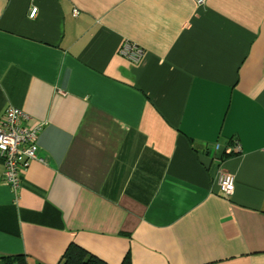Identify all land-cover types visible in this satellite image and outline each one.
Masks as SVG:
<instances>
[{"label": "crops", "instance_id": "0c3cea01", "mask_svg": "<svg viewBox=\"0 0 264 264\" xmlns=\"http://www.w3.org/2000/svg\"><path fill=\"white\" fill-rule=\"evenodd\" d=\"M8 107L44 161L0 159V257L264 264V0H0Z\"/></svg>", "mask_w": 264, "mask_h": 264}, {"label": "built area", "instance_id": "2783aa9c", "mask_svg": "<svg viewBox=\"0 0 264 264\" xmlns=\"http://www.w3.org/2000/svg\"><path fill=\"white\" fill-rule=\"evenodd\" d=\"M198 9H202L207 0H192ZM37 10L30 9L28 18L33 19ZM77 11H73V16ZM119 54L130 60L137 62L143 55V50L134 44L125 42L119 50ZM28 116L20 109L8 107L0 121V159L3 164L2 181L16 192L20 187V175L25 172L32 161L43 163V159L37 156L36 139L43 124L34 127H27L25 122ZM236 153L240 152L237 141L233 143ZM219 191L225 197H230L234 193V178L231 174L220 170L217 175Z\"/></svg>", "mask_w": 264, "mask_h": 264}, {"label": "trees", "instance_id": "16d2710c", "mask_svg": "<svg viewBox=\"0 0 264 264\" xmlns=\"http://www.w3.org/2000/svg\"><path fill=\"white\" fill-rule=\"evenodd\" d=\"M229 144V143H228ZM0 264H27L25 258L19 256L15 259L0 257ZM58 264H106L98 258L87 253L74 244H70L64 251ZM121 264H130V259L126 255Z\"/></svg>", "mask_w": 264, "mask_h": 264}]
</instances>
